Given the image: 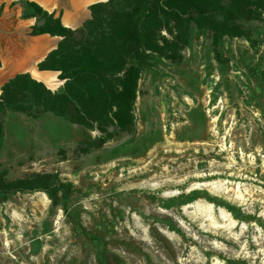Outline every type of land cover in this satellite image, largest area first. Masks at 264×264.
<instances>
[{
	"label": "rangeland",
	"instance_id": "obj_1",
	"mask_svg": "<svg viewBox=\"0 0 264 264\" xmlns=\"http://www.w3.org/2000/svg\"><path fill=\"white\" fill-rule=\"evenodd\" d=\"M220 1L234 29L217 40V59L210 33L185 24L186 15L169 18L181 31H150L129 111L102 99L87 112L72 101L54 105L56 115L23 86L15 105L0 106L1 178L47 174L69 185L54 203L41 191L0 193V264H264V0ZM28 3L38 5L0 0V68L27 39L57 37L34 65L56 73L58 86L21 70L11 79L26 76L61 95L69 80L39 65L63 37L39 31L82 15L65 29L71 50L85 53L90 5L66 0L58 15L49 1L39 12ZM101 10L102 37L110 25ZM121 75L106 86L117 91Z\"/></svg>",
	"mask_w": 264,
	"mask_h": 264
},
{
	"label": "trees",
	"instance_id": "obj_2",
	"mask_svg": "<svg viewBox=\"0 0 264 264\" xmlns=\"http://www.w3.org/2000/svg\"><path fill=\"white\" fill-rule=\"evenodd\" d=\"M28 6L35 12L40 11L33 3H28ZM89 9L91 17L84 24L86 29L84 35L87 38L83 44L89 45L85 53L71 50L73 42L71 32L61 27L55 20L50 21L39 31L63 37L56 49L39 65L40 70H58L62 78L69 80L64 83L63 93L51 95L39 83L29 80L26 76H16L1 87L0 106L15 105L13 95L23 86L33 92L34 98L44 111L53 112L54 105L62 106L71 101L81 110L86 107L97 110L98 101L102 99L105 105L112 104L119 112L129 111L134 99V81L138 74L146 69L142 52L153 46L150 31L153 29L181 31V25L177 21L176 25H171L169 18L174 17L176 20L186 15L185 24L192 23L196 28L206 29L210 33L211 45L217 59L214 50L217 40L221 35L228 34V31L234 29L227 24L232 11L226 9L220 0H108L104 5H90ZM100 9L104 16L108 17L110 25L108 35L102 37L98 33ZM115 20L118 21L117 24L114 23ZM100 40L108 41L105 49H100ZM128 60L135 62L134 69L124 70ZM119 73H122L119 89L117 91L109 89L105 78ZM86 115L95 121L96 118L88 113ZM68 187V184H55L52 177L47 174H31L12 181H4L0 176L1 195L15 191H41L54 203L55 191L63 190L67 193Z\"/></svg>",
	"mask_w": 264,
	"mask_h": 264
},
{
	"label": "bare ground",
	"instance_id": "obj_3",
	"mask_svg": "<svg viewBox=\"0 0 264 264\" xmlns=\"http://www.w3.org/2000/svg\"><path fill=\"white\" fill-rule=\"evenodd\" d=\"M1 1H9V0H1ZM40 7L47 10L48 5L47 0H34ZM98 0H69L70 5L72 8H84L85 5L91 4ZM79 19H82V15L77 16ZM75 17V18H77ZM75 19H72L71 17L62 16L61 23L62 25L69 27L72 25V22ZM34 50H30L27 55H25V58H17L13 59L11 58L12 51L5 52L3 55V61L6 62L7 60L12 59V63L10 65H7V68L0 69V76H6L11 70H21L22 72H26L29 74L33 79H35L38 82H41L45 87L48 89H54L56 86H58L59 81L56 78V73L49 72V71H38L35 68V61L41 58L54 44L55 40L51 37L44 36V37H38L33 41ZM5 51V50H4ZM7 51V50H6ZM3 54V53H2Z\"/></svg>",
	"mask_w": 264,
	"mask_h": 264
},
{
	"label": "water",
	"instance_id": "obj_4",
	"mask_svg": "<svg viewBox=\"0 0 264 264\" xmlns=\"http://www.w3.org/2000/svg\"><path fill=\"white\" fill-rule=\"evenodd\" d=\"M65 4H66V0H65ZM69 7H70V5H69ZM68 16H70L72 19H75V20H73L72 25L69 27H66V26L62 25V23H60L62 25V27H64V28L74 29V28L78 27L83 20V18L82 19H79L78 17L75 18L76 16H73V15H68ZM44 36H48V35H45V34L44 35H38V36L32 37V39H27V41H26L27 49L23 50L22 52H19V53L12 52L11 58L16 59V60H17V58H21V57H22L21 59L25 58V55H27V53H29L30 50H32V49L34 50V48H33L34 42L33 41L38 37H44ZM48 37H50V36H48ZM52 38L55 40V42L58 40L57 37H52ZM7 65H9V63L8 64L3 63L0 69L2 70V68H4V69L7 68ZM14 75H15V71L11 70L6 76H0V87L4 83H6L9 79H11Z\"/></svg>",
	"mask_w": 264,
	"mask_h": 264
},
{
	"label": "flooded vegetation",
	"instance_id": "obj_5",
	"mask_svg": "<svg viewBox=\"0 0 264 264\" xmlns=\"http://www.w3.org/2000/svg\"><path fill=\"white\" fill-rule=\"evenodd\" d=\"M11 1H13V0H11ZM48 1L51 2V4H52L51 11L57 12L58 15L61 14L63 8L67 7L65 4V0H47V2Z\"/></svg>",
	"mask_w": 264,
	"mask_h": 264
}]
</instances>
